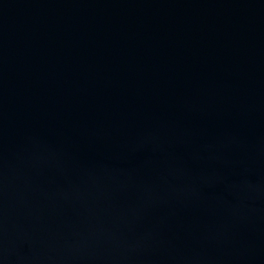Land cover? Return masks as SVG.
<instances>
[{
    "label": "water",
    "instance_id": "water-1",
    "mask_svg": "<svg viewBox=\"0 0 264 264\" xmlns=\"http://www.w3.org/2000/svg\"><path fill=\"white\" fill-rule=\"evenodd\" d=\"M0 264H264V0H0Z\"/></svg>",
    "mask_w": 264,
    "mask_h": 264
}]
</instances>
